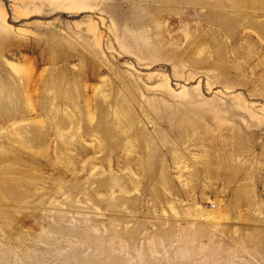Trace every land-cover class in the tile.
Returning a JSON list of instances; mask_svg holds the SVG:
<instances>
[{
	"label": "rangeland",
	"instance_id": "obj_1",
	"mask_svg": "<svg viewBox=\"0 0 264 264\" xmlns=\"http://www.w3.org/2000/svg\"><path fill=\"white\" fill-rule=\"evenodd\" d=\"M0 264H264V0H0Z\"/></svg>",
	"mask_w": 264,
	"mask_h": 264
},
{
	"label": "crops",
	"instance_id": "obj_2",
	"mask_svg": "<svg viewBox=\"0 0 264 264\" xmlns=\"http://www.w3.org/2000/svg\"><path fill=\"white\" fill-rule=\"evenodd\" d=\"M211 166H212V164H211V162H209L207 167H209V169H211L212 168ZM168 175H169V172H168ZM170 181L172 182V184H176V178H175L174 174H172V173H170ZM176 185H179V184H176Z\"/></svg>",
	"mask_w": 264,
	"mask_h": 264
}]
</instances>
